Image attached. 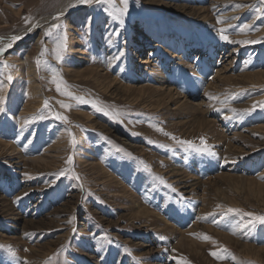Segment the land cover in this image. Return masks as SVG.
I'll list each match as a JSON object with an SVG mask.
<instances>
[{
	"label": "rangeland",
	"instance_id": "obj_1",
	"mask_svg": "<svg viewBox=\"0 0 264 264\" xmlns=\"http://www.w3.org/2000/svg\"><path fill=\"white\" fill-rule=\"evenodd\" d=\"M65 1L0 0V40L52 15L0 54V264H45L50 257L51 264H264V225L239 227L250 219L244 213L264 215V83L254 80L264 73L261 0L241 3L244 15H231L239 7L221 0H128L123 24L109 15L121 0L53 15ZM236 15L242 20L227 28ZM221 28L229 41L258 42L221 40ZM158 74L177 103L119 88L153 87ZM54 75L89 103L57 92ZM173 136L197 146L203 137L215 156L185 150ZM48 149L56 157L48 166L26 161ZM130 196L149 218L137 214ZM158 218L177 233L162 231ZM221 249L224 259L210 255Z\"/></svg>",
	"mask_w": 264,
	"mask_h": 264
},
{
	"label": "snow or ice",
	"instance_id": "obj_2",
	"mask_svg": "<svg viewBox=\"0 0 264 264\" xmlns=\"http://www.w3.org/2000/svg\"><path fill=\"white\" fill-rule=\"evenodd\" d=\"M107 3L109 4L110 6L112 5V0H76V3L77 4H82V5H91L93 3ZM121 3L123 4V7L119 8V9H116V8H113V11L109 13V15H113L116 19L120 20V23L123 24V15L127 12L128 10V0H121ZM261 4H264V0H261ZM74 6V5H73ZM237 7H240V5H237ZM105 11H107V9H105ZM257 11L261 14V15H264V9H257ZM54 19H58V17H55ZM28 19L26 18L25 19V23H28ZM217 23H222L221 20L218 19ZM33 28L36 27V25H33L32 26ZM59 25H52L51 28H49V30H47L44 35L45 36H49L51 34V32L58 28ZM248 28L247 25L243 26L240 31L243 32L245 31L246 29ZM29 31H31V28L29 29ZM225 29L221 28V29H218V32L220 33V39L221 40H224V41H228L230 43H240V44H246V43H256L258 41H229V38L227 35H225ZM21 39L20 36H13L12 37V41H16V40H19ZM12 47V44L11 43H8L6 45H4L3 47H0V54H2L3 52L6 51L7 48H10ZM64 45L63 43H61L60 45L57 46V49H56V53H55V58L59 61L61 59V50L63 49ZM44 54V50L42 49L41 50V53L40 55L42 56ZM121 55H123V53H121ZM36 64L37 66L39 67L40 64H41V60L39 58L36 59ZM5 68H8L10 67V65H7L5 63ZM12 79V77L9 75L8 76V80L10 81ZM53 83H55L56 85V90L57 92H59L61 95L63 96H67V97H70L76 101H78L79 103H89V101H86L83 97H77V96H73L72 92L68 91L67 90V85L60 79H57L56 76L54 75L53 77ZM4 90V85L0 84V92H3ZM206 95H208L206 93ZM210 99H216V97H212V96H209ZM4 103H5V97L3 95H0V113H3L5 111V107H4ZM92 103V106L93 108H95L97 111H103L105 113V115H109L110 113L108 111H106L105 109L101 108V107H98L96 105L95 102H91ZM221 104H224L226 103V101H220ZM259 106L261 108H264V101H261L259 102ZM44 107L46 108L47 107V101H45V104H44ZM61 107L63 108H69L71 107V105H68V104H61ZM256 107V105L253 106V109ZM217 111H219V109H217ZM233 113L236 112L235 109H232L231 110ZM244 113H248L251 111V109H245L243 110ZM230 118V117H229ZM56 119L58 120H67V117L65 116H62L60 114H56ZM113 119H115V116H113ZM28 123H30L29 120H25L24 121V124L21 125V128L25 127ZM157 131H163L162 129H157ZM69 136L71 137L72 134L69 133ZM171 139L173 140H176V142L182 146H185V150H188V149H192L193 151L195 152H198V153H207L211 156H215V153L212 152L209 148V146L207 145L206 141L204 140L203 137H201L200 139V146H197L195 144H193L192 141H187V140H177L176 137H171ZM30 142V141H29ZM74 139H70L69 140V144L70 145H73L74 144ZM151 143V141H149ZM72 162V157L69 156L68 157V160H67V163H71ZM147 167V166H146ZM150 171V169H149ZM64 173L63 172H60L57 176V178H59V175H63ZM26 178H29L31 179V177L27 176L26 174ZM156 179H159L161 183H165L163 181L162 178H159V177H156ZM169 187H171L169 185ZM173 191H175V189L173 188L172 189ZM25 195H27V193H25ZM22 199V197H17V201ZM15 202V201H14ZM217 207H220L219 205H217ZM228 212H239L240 210L239 209H235V208H229L227 209ZM245 216L247 217H250V219L248 220L247 223H242L239 225V227L241 229H255L256 228V225L257 224H261V225H264V215H255L253 213H244ZM69 223H72V220L70 219L69 220ZM213 223H216V221H213ZM73 232H75V228H73ZM233 234H235V230H233ZM205 241L207 240H210L211 237L207 236V235H202L201 237H199ZM161 240L165 239L163 236L160 237ZM0 247H3V246H0ZM9 251L11 252V249L9 248ZM224 251H227L226 249H221L220 251H213V252H210V255L213 256L214 258L216 259H224V256L221 254L222 252ZM11 254L14 256L15 253L14 252H11ZM51 261H52V258L50 257L48 259V261L45 262V264H51ZM25 264H27V262H25ZM179 264H189V262L187 260H181L179 262Z\"/></svg>",
	"mask_w": 264,
	"mask_h": 264
},
{
	"label": "bare ground",
	"instance_id": "obj_3",
	"mask_svg": "<svg viewBox=\"0 0 264 264\" xmlns=\"http://www.w3.org/2000/svg\"><path fill=\"white\" fill-rule=\"evenodd\" d=\"M220 1V0H219ZM222 2H224V3H227L226 5H228L229 3H232V2H234V3H236L237 5H240L241 3H243V2H246L245 0H221ZM74 5V6H73ZM81 5L82 4H77L76 3V0H66L65 2H64V4H62L58 9H57V11H55V13L53 14V15H56V16H58V15H60V16H62L66 11H68V9L71 7V8H73V10H75L76 8H79V7H81ZM75 8V9H74ZM246 7H245V5L242 7V8H240L239 7V11L237 12V13H232L231 15H233V14H245L246 12L244 11V10H246L245 9ZM72 10V11H73ZM236 10V9H235ZM70 11V10H69ZM231 15H229V16H231ZM228 16V15H227ZM226 16V17H227ZM236 16H239V18L240 19H238V17H236ZM233 19H235L233 22H231L230 24H228L227 25V28L228 27H230L231 26V24H234V23H236L237 21H240V20H242V15H236ZM52 18V15L51 16H48V17H46V18H42V19H39V20H37L35 23H33L31 26H29V27H27L24 31H22V32H19L18 34H16L15 36H20L21 37V39H19V40H16V41H12V37L13 36H11L10 38H5L4 40H0V44H8V43H11L12 45L13 44H16L17 42H19L20 40H22V39H26V38H29V36H31V34L32 33H34V32H36L38 29H40V28H42V27H44V26H46V25H48V22L50 21V19ZM227 20V19H226ZM252 22H253V20H252ZM50 23V22H49ZM52 23V22H51ZM250 24H252L251 22H250ZM33 25H36V27H32ZM226 26V25H225ZM255 27V25L254 26H252L251 27V29H253ZM31 28V31H29V29ZM261 35H263V33L261 34L260 33V35L258 36V37H260ZM261 38V37H260ZM9 61V60H8ZM28 61V60H27ZM22 67V66H21ZM26 67H27V74H28V76L29 77H32V76H35V72H34V70L32 69V66L28 63V64H26V61H25V69H26ZM227 69V68H226ZM223 70H225V69H223ZM219 73V72H218ZM217 73V74H218ZM221 73V72H220ZM219 73V74H220ZM217 75L216 77H218L219 79H221L222 77V75ZM224 74V73H223ZM158 77H159V79H158V81L155 83V86H153V87H148V86H138L137 85V87H130V86H124V85H120L119 83V88L121 89V90H123V91H125V92H131V91H136L137 93H139V95H141V96H147V97H151V94L152 95H156L157 97H162V100H163V102H165V104H169L170 102H172V100L174 101L175 100V98H174V95L175 94H177L176 92L174 93V90H172L168 85H166V83H165V81H166V79H167V77H165L163 74H158ZM256 77H257V79H254L256 82H258L259 84L260 83H264V73H262V72H260V73H258L257 75H256ZM247 78H248V76H247ZM32 79V78H31ZM216 79V78H215ZM253 80V81H254ZM114 81H116V80H113V81H111V84L114 82ZM218 81V80H217ZM216 81V82H217ZM213 82V83H212ZM214 83H215V80L213 79L211 82H210V84H209V86L212 84V85H214ZM218 83V82H217ZM30 85L32 86V88H33V91H32V93L33 94H35V92H36V87L34 86V82H32L31 81V83H30ZM140 85V84H139ZM170 85V84H169ZM222 85V84H221ZM208 90H210V89H208ZM176 96V95H175ZM35 99H36V96H35ZM161 103L160 104V106L161 107H165L164 106V103ZM175 102V101H174ZM175 103H177V102H175ZM38 106H39V104H37V107H34L35 109H33V110H37L38 109ZM194 106H195V108H196V106H197V104H194ZM27 107H28V105L26 104V107L23 109V112H22V116H25L26 115V113H28V111H29V109H27ZM205 123V122H204ZM263 131H264V129H262ZM5 145V144H4ZM2 146H3V144H2ZM5 147H6V145H5ZM8 147V146H7ZM50 150V151H49ZM229 150V149H228ZM46 152L47 153H49V154H44V155H42L41 157H39V158H37L36 160H26V161H29V162H32V163H34L36 166H41V167H46V166H48L49 164H51V162L53 161V159L54 158H56L55 157V155H54V152H53V149H48V150H46ZM17 156V155H16ZM25 161V162H26ZM95 168L96 169H101L102 171H103V168H101L98 164H95ZM95 168H93L94 170H95ZM103 173H104V171H103ZM109 175H107V177H108ZM113 178V177H112ZM108 179V178H107ZM233 180V179H232ZM240 180V179H239ZM262 188H264V186H261ZM130 197H133L132 198V200L131 201H133L132 202V204H133V206H134V208H135V210H136V212H137V214L138 215H140V216H144L146 219L147 218H149V217H147V216H149V214H150V211H148L147 209H145V208H143L142 206H140V204L137 202V200L134 198V196H130ZM144 214V215H143ZM147 215V216H146ZM155 221H157V222H161L162 223V225H163V228H162V231H169V230H171V231H175L176 233H177V230H175V229H173L172 228V226H170L166 221H164L163 219H156ZM154 221V222H155ZM179 224L181 223V222H178ZM33 224V223H32ZM34 226V225H33ZM224 237V236H223ZM181 240L179 241V245H181ZM184 245H186V243L184 244ZM241 245V244H240ZM182 246V245H181ZM242 247V246H241ZM245 248H246V246H245ZM246 250H248V252H254L255 251V249L253 248V247H249V246H247V248H246ZM262 249H258V250H256V253L257 252H260ZM35 254H37V253H35ZM33 255V254H32ZM257 255V254H256ZM31 256V255H30ZM30 256H29V258H30ZM37 258V257H36ZM37 260L36 259H34L33 260V262L32 263H34V264H36L35 262H36Z\"/></svg>",
	"mask_w": 264,
	"mask_h": 264
},
{
	"label": "water",
	"instance_id": "obj_4",
	"mask_svg": "<svg viewBox=\"0 0 264 264\" xmlns=\"http://www.w3.org/2000/svg\"><path fill=\"white\" fill-rule=\"evenodd\" d=\"M51 19H52V18H51ZM51 19H50V20H51Z\"/></svg>",
	"mask_w": 264,
	"mask_h": 264
}]
</instances>
